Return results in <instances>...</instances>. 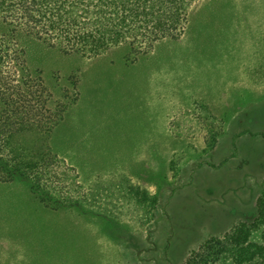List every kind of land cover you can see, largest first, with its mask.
<instances>
[{
    "label": "rangeland",
    "instance_id": "1",
    "mask_svg": "<svg viewBox=\"0 0 264 264\" xmlns=\"http://www.w3.org/2000/svg\"><path fill=\"white\" fill-rule=\"evenodd\" d=\"M187 2L98 56L0 20V264H264V0Z\"/></svg>",
    "mask_w": 264,
    "mask_h": 264
},
{
    "label": "trees",
    "instance_id": "2",
    "mask_svg": "<svg viewBox=\"0 0 264 264\" xmlns=\"http://www.w3.org/2000/svg\"><path fill=\"white\" fill-rule=\"evenodd\" d=\"M140 1L143 4L148 1L163 9H169L171 13L173 10L180 13V10L188 5V0H19L18 2L0 0V20L14 19L17 27L23 30L33 25L36 37L51 38L57 44L54 48L59 50L67 47L77 55L89 53L98 56L105 51L102 48L105 43L125 40L133 29H137V33L146 39L145 36L150 32L149 26L155 31L161 27L158 19L153 23L146 17V5L141 10L135 6L133 8L132 4L138 5ZM123 27L126 29H122ZM38 28L43 31H39ZM51 149L49 150L52 151ZM24 165L25 168L37 166L31 162ZM32 187L35 190L39 189L36 184L35 186L32 184ZM77 203L81 202L77 201ZM256 209L259 216L264 212V194L258 200ZM260 224L262 223L257 221L249 226L246 236L253 237L260 226L262 227ZM224 240H227L226 252L223 255L221 253L216 255L221 264H238L242 255H249L248 252L253 251L251 246L241 248L239 238L227 236ZM209 250L212 251V248ZM261 258L264 259V256ZM202 264H218V262H209L205 259L202 260Z\"/></svg>",
    "mask_w": 264,
    "mask_h": 264
}]
</instances>
